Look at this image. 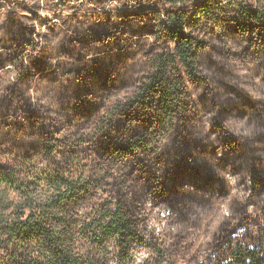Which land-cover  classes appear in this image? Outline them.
I'll return each instance as SVG.
<instances>
[{
	"label": "trees",
	"instance_id": "obj_1",
	"mask_svg": "<svg viewBox=\"0 0 264 264\" xmlns=\"http://www.w3.org/2000/svg\"><path fill=\"white\" fill-rule=\"evenodd\" d=\"M110 4L0 0V180L20 185L0 234L33 250L14 264L145 236L155 264H264V22L222 0ZM157 127L194 143L141 176Z\"/></svg>",
	"mask_w": 264,
	"mask_h": 264
},
{
	"label": "clouds",
	"instance_id": "obj_2",
	"mask_svg": "<svg viewBox=\"0 0 264 264\" xmlns=\"http://www.w3.org/2000/svg\"><path fill=\"white\" fill-rule=\"evenodd\" d=\"M29 5L36 4L37 0H26ZM41 4L44 3V0H39ZM188 2V0H186ZM56 3V0H48L49 6ZM117 0H111L109 7L115 6ZM225 12H232L234 15L239 12L247 13V19L250 20L253 24H258L264 22V0H222ZM237 5H241L239 9L236 8ZM249 10L254 13L249 16ZM55 11V9H52ZM40 15L48 16L49 12H41ZM67 15V13H65ZM234 51H239V49H234ZM251 51V49H250ZM252 65H249L251 68ZM122 88V87H121ZM112 98L114 100L119 99L123 103V97L125 94L121 93L120 97H116L113 94ZM105 99H103L104 101ZM102 101V102H103ZM97 103H101L97 101ZM100 108V107H99ZM159 125V121H157ZM214 126L213 132L208 133V136H212L216 131ZM90 131V130H89ZM165 134V130L161 127H157L155 133H152L148 138L143 141L140 149V158L136 161L140 167L138 170L141 173V176L146 175L151 172L155 177L158 173H164L166 165V155L167 153L175 148H180L183 145L187 144L189 150H191L193 143L190 142L187 138L180 136V129L177 128L174 136L168 138L164 142L165 146H161L160 138ZM91 141H89L90 143ZM204 144H208V137L203 138ZM144 145H147L145 148ZM264 151V149H261ZM220 159V157H215V160ZM2 162V161H0ZM7 171V169H4ZM13 190L16 192L20 191L19 181L8 178L7 176L3 177L0 180V211L3 212L5 218L9 216V213L13 211L14 205L12 204L11 197L14 194ZM77 199H83V197H77ZM19 215V212L16 213ZM225 215H228L225 214ZM148 231H151L150 229ZM130 235L135 237V233H130ZM122 242V241H121ZM153 240L150 237L145 236L144 239L137 237L135 240L128 242L127 246L122 248H109L102 245L101 257L98 260H94L93 264H155V257L146 254L147 250L152 247ZM154 250V249H153ZM32 249L21 248L10 236H5L0 234V264H14V258L20 259H29V253L32 252ZM87 252L91 257H95L96 253L92 249H88Z\"/></svg>",
	"mask_w": 264,
	"mask_h": 264
},
{
	"label": "rangeland",
	"instance_id": "obj_3",
	"mask_svg": "<svg viewBox=\"0 0 264 264\" xmlns=\"http://www.w3.org/2000/svg\"><path fill=\"white\" fill-rule=\"evenodd\" d=\"M41 12H46V11H44V10L41 9V10L39 11V13L36 14V16H40V17H42V15H40Z\"/></svg>",
	"mask_w": 264,
	"mask_h": 264
},
{
	"label": "snow or ice",
	"instance_id": "obj_4",
	"mask_svg": "<svg viewBox=\"0 0 264 264\" xmlns=\"http://www.w3.org/2000/svg\"><path fill=\"white\" fill-rule=\"evenodd\" d=\"M224 211H225V214H227V210L225 209Z\"/></svg>",
	"mask_w": 264,
	"mask_h": 264
}]
</instances>
